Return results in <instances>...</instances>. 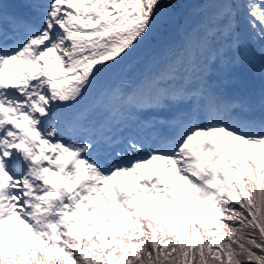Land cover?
Returning <instances> with one entry per match:
<instances>
[{
    "label": "snow or ice",
    "instance_id": "snow-or-ice-1",
    "mask_svg": "<svg viewBox=\"0 0 264 264\" xmlns=\"http://www.w3.org/2000/svg\"><path fill=\"white\" fill-rule=\"evenodd\" d=\"M0 264H264V0H0Z\"/></svg>",
    "mask_w": 264,
    "mask_h": 264
},
{
    "label": "trees",
    "instance_id": "trees-1",
    "mask_svg": "<svg viewBox=\"0 0 264 264\" xmlns=\"http://www.w3.org/2000/svg\"><path fill=\"white\" fill-rule=\"evenodd\" d=\"M160 37L158 34H153L149 37V39L145 42V45L142 46L141 51L155 45L159 41Z\"/></svg>",
    "mask_w": 264,
    "mask_h": 264
},
{
    "label": "rangeland",
    "instance_id": "rangeland-1",
    "mask_svg": "<svg viewBox=\"0 0 264 264\" xmlns=\"http://www.w3.org/2000/svg\"><path fill=\"white\" fill-rule=\"evenodd\" d=\"M149 167H151V166H149Z\"/></svg>",
    "mask_w": 264,
    "mask_h": 264
}]
</instances>
